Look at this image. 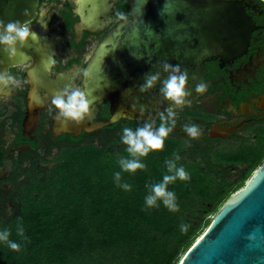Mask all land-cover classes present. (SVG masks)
<instances>
[{
  "label": "water",
  "instance_id": "obj_1",
  "mask_svg": "<svg viewBox=\"0 0 264 264\" xmlns=\"http://www.w3.org/2000/svg\"><path fill=\"white\" fill-rule=\"evenodd\" d=\"M38 0H0V20L29 23L35 18ZM119 0H76L78 20L74 23L76 39L84 30L99 31L116 17L129 14L118 22L102 39L86 65L82 90L93 100V116L79 125L66 126L56 119L51 132L78 135L81 129L92 131L110 126L119 119L145 121L156 119L159 111L169 107L160 96V83L141 94L139 85L146 73L161 71V63L179 64L188 70V100L193 102L207 88L206 61L217 59L219 66L229 63L245 51L255 28L244 5L261 12L254 0H130L128 8L115 14ZM28 9L30 15L25 16ZM45 20L31 24L38 34L37 41L20 49L27 56L9 59L0 46V71H8L32 59L24 70L26 111L23 129L31 130L42 110L51 102L56 91L72 84L75 69L52 75L50 65L63 31L40 34ZM19 49V45H17ZM143 57L141 59H137ZM195 77V79L193 78ZM198 82L205 84L202 93L195 92ZM110 102V116L97 120L101 105ZM137 105L133 110L131 105ZM145 105L141 115L139 105ZM188 105V104H186ZM181 108V107H178ZM37 109V112L33 110ZM187 135L186 133H182ZM255 235V239L249 236ZM179 264H264V161L247 185L229 197L217 212L205 232L186 251Z\"/></svg>",
  "mask_w": 264,
  "mask_h": 264
},
{
  "label": "trees",
  "instance_id": "obj_2",
  "mask_svg": "<svg viewBox=\"0 0 264 264\" xmlns=\"http://www.w3.org/2000/svg\"><path fill=\"white\" fill-rule=\"evenodd\" d=\"M125 148L120 139H109L102 146L77 145L65 152L58 174L43 183L35 180L22 209L0 219V230L9 229L10 239L21 245L15 252L0 243V264H177L201 227L197 216L217 209L264 160V147L233 155L230 163L246 169L231 182L185 167L190 180L169 185L179 212H169L162 204L145 210L146 185L160 181L166 170L155 165L154 171L121 173L122 182L132 186L130 192L123 191L113 174L120 171L118 159L127 155ZM169 149L164 146L143 158L146 168L152 160L163 165L172 159L176 148ZM203 157L207 162V152ZM18 224L24 237L17 235ZM181 224L188 225L186 232Z\"/></svg>",
  "mask_w": 264,
  "mask_h": 264
},
{
  "label": "flooded vegetation",
  "instance_id": "obj_3",
  "mask_svg": "<svg viewBox=\"0 0 264 264\" xmlns=\"http://www.w3.org/2000/svg\"><path fill=\"white\" fill-rule=\"evenodd\" d=\"M254 1L258 2L261 12L256 10L251 13L254 9L249 6L248 11L247 5H244L245 11L254 24L263 27L255 28L245 51L224 66H219L217 59L206 61V90L190 104L176 108V127L166 139L176 141L174 148L177 151L182 140L187 142L188 147L182 156L188 161H179V164L188 170L202 169L204 175L217 179L220 176L229 179L228 171L232 168H239L241 176L245 165L230 163L229 159L242 154L247 148L264 147V0ZM129 3L130 0H119L115 14L123 13ZM75 5L76 0H38L35 18L29 26L38 20H45L44 25L39 26L41 35L63 31L53 54L50 72L57 75L74 67L72 85L82 89L83 73L99 43L118 22L132 17L122 14L99 31L84 30L77 40ZM31 65L32 59H29L9 67L8 72L15 75L21 84L10 93H0V219H6L22 209L27 189H32L31 184L35 180L43 183L58 174L57 168L65 152L77 145L102 146L109 139L119 140L121 129L128 121L121 118L110 126L89 132L81 129L76 136L69 132L54 136L51 125L55 109L50 102L42 110L36 125L25 131L24 70ZM109 107V101L103 103L96 119H107L110 116ZM33 111L37 112V109ZM155 121L159 123L157 117ZM139 122L142 125L144 121ZM185 124L198 125L200 137L191 139L183 135ZM113 126L115 128H111ZM195 151L198 154L191 156L190 153ZM203 152H207V162ZM213 155L216 161H212ZM197 158L202 163L199 167L189 162ZM214 165L217 167L214 168Z\"/></svg>",
  "mask_w": 264,
  "mask_h": 264
},
{
  "label": "clouds",
  "instance_id": "obj_4",
  "mask_svg": "<svg viewBox=\"0 0 264 264\" xmlns=\"http://www.w3.org/2000/svg\"><path fill=\"white\" fill-rule=\"evenodd\" d=\"M25 16L30 15L28 9L24 10ZM37 41L38 34L32 31L29 22L21 23L19 20L9 21L5 23L0 20V46L8 58L14 59L17 55L27 56L20 49L27 47L29 40ZM19 45V49L17 47ZM139 57L137 59H141ZM163 73H166V78L162 79L161 71L155 73H146L144 83L139 85L138 91L143 94L154 89L157 83H160V96L163 100L168 101L169 107L159 111L157 124L154 119L149 117L142 125L135 128L124 126L121 129L120 142L126 146V156H121L118 159L120 171L113 174L116 187L121 188L125 192H130L132 186L129 183L122 182L121 173L135 175L137 171H144L146 164L143 158H147L152 152L162 151L165 146V140L176 127V108L190 104L188 97L192 93L188 90L189 75L187 69H182L179 64H171L164 61L160 65ZM83 75L87 77L88 72ZM195 79V77H193ZM21 81L15 75L8 71H0V93L5 91L11 92L18 88ZM205 90V84L198 82L195 85V92L202 93ZM94 101L89 100L88 93L79 87L72 84H67L63 89L56 91L51 99V106L57 111L56 119L63 125L69 122L79 125L85 120H89L93 116ZM133 110H136L137 105H131ZM141 115L146 111L145 105H139ZM182 131L191 139H198L201 134V129L196 124H185ZM180 156L174 153V159L165 161L166 173L158 182L149 183L146 185L147 194L144 197L145 210L155 209L162 204L169 212H179V204L175 192L169 190V185L174 184L177 180L188 181L190 174L185 167L178 165ZM182 232L188 230L187 224H181ZM17 235L24 237V228L22 224L17 225ZM11 231L7 228L0 230V243H4L9 249L15 252L21 250V245L10 239ZM249 239L254 240L255 235L249 236Z\"/></svg>",
  "mask_w": 264,
  "mask_h": 264
},
{
  "label": "rangeland",
  "instance_id": "obj_5",
  "mask_svg": "<svg viewBox=\"0 0 264 264\" xmlns=\"http://www.w3.org/2000/svg\"><path fill=\"white\" fill-rule=\"evenodd\" d=\"M141 125V122H139V121H135V122H129V123H127V125L126 126H129V127H137V126H140ZM177 143H176V141H169V140H165V146H167L168 147V149H169V151L170 150H172V148L176 145ZM99 146V145H98ZM187 142L186 141H184V140H182V142H181V144H180V147L178 148V151L175 153V154H178L179 156H180V160L179 161H188V160H186L183 156H182V153H184V150L185 149H187ZM170 158H172V159H174V154H173V156H171ZM211 159H212V161H216L217 160V158H216V156H212L211 157ZM178 161V162H179ZM264 161V160H263ZM190 163H194L195 164V166L196 167H199V166H201V161H200V159L199 158H197V159H194V161L193 162H191V161H189ZM263 163V162H262ZM262 163H260L258 166H257V168L255 169V170H253L252 172H251V174H250V176L249 177H247L246 179H244L243 180V182L242 183H239L238 185H237V187L235 188V189H233V191L231 192V194L229 195V197H231L233 194H235L236 192H238L239 190H241V189H243L246 185H247V183L249 182V180H250V178L252 177V175L254 174V172L260 167V165L262 164ZM186 164H188L187 162H186ZM155 165H157V166H159V167H161V168H165V169H163V172H165V170H166V164L164 163L163 165H161L160 163H158V162H153V160L151 161V162H149L148 163V165H147V168L145 169V170H149V171H154L153 169L155 168V167H157V166H155ZM179 165V164H178ZM190 168H192L191 166H190ZM228 175H229V181L231 182V181H237V179H238V177H239V175H240V172H239V168H232V169H229V171H228ZM228 197V198H229ZM227 198V199H228ZM226 201V200H225ZM225 201L217 208V209H215V210H209V211H207L206 210V213H205V216L203 217V218H200V216H197V219L199 218L200 219V221H201V227L199 228V230H198V232H197V234H196V236L194 237V242L197 240V239H199V237L205 232V230L209 227V225H210V223L212 222V220L214 219V217L216 216V214H217V212L219 211V209L222 207V205L225 203ZM9 212V211H8ZM7 212V213H8ZM183 257V256H182ZM182 259V258H181ZM181 259L179 260V262L181 261ZM179 262L177 263V264H179ZM111 264H115V262H112Z\"/></svg>",
  "mask_w": 264,
  "mask_h": 264
}]
</instances>
